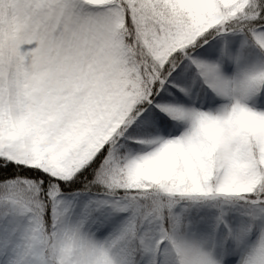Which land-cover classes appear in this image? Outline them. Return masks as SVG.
Returning <instances> with one entry per match:
<instances>
[{
	"label": "snow or ice",
	"instance_id": "6c2138e0",
	"mask_svg": "<svg viewBox=\"0 0 264 264\" xmlns=\"http://www.w3.org/2000/svg\"><path fill=\"white\" fill-rule=\"evenodd\" d=\"M0 264H264V0H0Z\"/></svg>",
	"mask_w": 264,
	"mask_h": 264
}]
</instances>
